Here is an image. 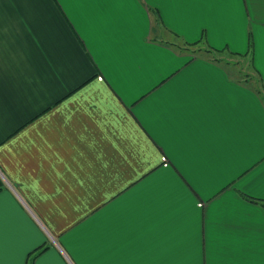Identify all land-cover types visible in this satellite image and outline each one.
I'll return each instance as SVG.
<instances>
[{
    "label": "crops",
    "instance_id": "obj_1",
    "mask_svg": "<svg viewBox=\"0 0 264 264\" xmlns=\"http://www.w3.org/2000/svg\"><path fill=\"white\" fill-rule=\"evenodd\" d=\"M258 84L264 0H0L5 264H264Z\"/></svg>",
    "mask_w": 264,
    "mask_h": 264
},
{
    "label": "trees",
    "instance_id": "obj_2",
    "mask_svg": "<svg viewBox=\"0 0 264 264\" xmlns=\"http://www.w3.org/2000/svg\"><path fill=\"white\" fill-rule=\"evenodd\" d=\"M204 39L201 38L197 41H193V42H188V41H185V40H182L181 42H175V41H172V45L174 47H176L177 49L181 50V51H188L190 52L191 54H206L208 55L211 59H213L214 61H217V62H228V59L225 57V56H222L223 54V49H218V48H214V47H211L209 46L207 43L204 44ZM252 46V43H251V40L249 41V52L251 54V47ZM229 55H234L235 57H239V58H243L245 56H248L246 55V53H238V52H233V51H229L228 52ZM225 55V54H224ZM236 61H239L240 59L236 58L235 59ZM248 60L251 61V56L249 55L248 57ZM238 63V62H237ZM233 64H236V63H233ZM239 70V73L241 74L243 80H250L249 79V74H247L246 72H241L242 70V67L239 66L238 68ZM255 90L256 92L260 95V97L262 98L263 100V103H264V88L263 87H259V84L255 86ZM244 198H246L247 200L249 201H252L254 203H258L260 204L263 208H264V198H258V197H253L251 195H247L245 193H240Z\"/></svg>",
    "mask_w": 264,
    "mask_h": 264
},
{
    "label": "snow or ice",
    "instance_id": "obj_3",
    "mask_svg": "<svg viewBox=\"0 0 264 264\" xmlns=\"http://www.w3.org/2000/svg\"><path fill=\"white\" fill-rule=\"evenodd\" d=\"M3 244H4L3 221L2 218H0V264H5V262L3 261ZM12 264H23V261H15L12 262ZM41 264H44V262H41Z\"/></svg>",
    "mask_w": 264,
    "mask_h": 264
},
{
    "label": "rangeland",
    "instance_id": "obj_4",
    "mask_svg": "<svg viewBox=\"0 0 264 264\" xmlns=\"http://www.w3.org/2000/svg\"><path fill=\"white\" fill-rule=\"evenodd\" d=\"M155 27L159 28V24L156 23V26ZM167 38H168L167 41L168 40H170V41L172 40V41H178L179 42V40L177 39V37H175V36H173L171 34H167ZM236 58L240 59L239 61H243V59H241V58H239L237 56L235 57V59ZM249 71H251V73H252V70L249 69ZM252 75L255 76V73L253 72Z\"/></svg>",
    "mask_w": 264,
    "mask_h": 264
}]
</instances>
